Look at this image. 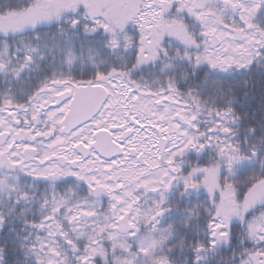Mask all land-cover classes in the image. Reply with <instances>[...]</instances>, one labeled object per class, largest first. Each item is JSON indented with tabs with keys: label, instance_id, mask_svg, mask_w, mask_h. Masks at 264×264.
<instances>
[{
	"label": "snow or ice",
	"instance_id": "obj_1",
	"mask_svg": "<svg viewBox=\"0 0 264 264\" xmlns=\"http://www.w3.org/2000/svg\"><path fill=\"white\" fill-rule=\"evenodd\" d=\"M0 264H264V0H0Z\"/></svg>",
	"mask_w": 264,
	"mask_h": 264
},
{
	"label": "trees",
	"instance_id": "obj_2",
	"mask_svg": "<svg viewBox=\"0 0 264 264\" xmlns=\"http://www.w3.org/2000/svg\"><path fill=\"white\" fill-rule=\"evenodd\" d=\"M259 103V101L257 100V104Z\"/></svg>",
	"mask_w": 264,
	"mask_h": 264
}]
</instances>
